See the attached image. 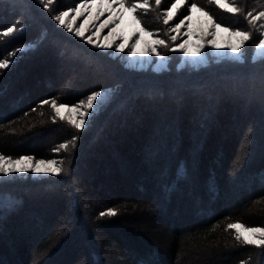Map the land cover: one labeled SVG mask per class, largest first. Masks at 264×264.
<instances>
[{"label":"trees","instance_id":"1","mask_svg":"<svg viewBox=\"0 0 264 264\" xmlns=\"http://www.w3.org/2000/svg\"><path fill=\"white\" fill-rule=\"evenodd\" d=\"M82 2L54 0L52 12L37 0H0V33L17 23L21 29L0 34V58L12 61L0 68V154L42 159L58 152L62 169L0 178V264H264V246L237 241L228 228L264 226V57L254 59L248 45L242 60L161 72L130 68L53 19ZM154 2L151 13L134 14L165 41L157 50L169 58L178 41L164 31L192 3L225 27L255 34L262 21L253 28L244 17L264 11V0H227L242 10L237 14L209 0H185L165 24L158 12L174 0L160 9ZM29 44L35 48L23 49ZM97 91L106 97L76 133L48 113L53 100L74 104ZM259 117L261 128L253 123ZM168 119L157 155L155 128ZM248 131L247 151L240 142ZM92 141L102 145L93 150ZM62 143L64 152L55 151ZM108 154L117 165L97 158ZM109 164L115 171L107 174Z\"/></svg>","mask_w":264,"mask_h":264},{"label":"rangeland","instance_id":"2","mask_svg":"<svg viewBox=\"0 0 264 264\" xmlns=\"http://www.w3.org/2000/svg\"><path fill=\"white\" fill-rule=\"evenodd\" d=\"M163 1L166 2V0H161V2H163ZM151 2H153V0H148L149 4H151ZM174 2H175V0H174ZM131 5L127 4L125 2L126 7H130ZM182 5L178 6L176 13L173 16V19L176 16V14L178 13V11ZM162 6H163V4H160L159 6H157V9H160V7H162ZM112 7L117 8L118 5L113 4ZM74 8L69 9L71 11L68 10L69 16L66 18V23L72 24L74 29L78 28L80 26V24H82L84 22L85 18L88 17L89 11H91L93 13V15H95V13L98 11V9H95V8H89L88 11H84L82 9L81 11H83V15L77 17L75 19V21L73 22L72 17H74L76 15ZM167 9L168 8L161 10V12H158L159 16L161 15L160 17H162V20H164L165 13H166ZM137 10L138 11H146L148 13H151L153 11V9H151L150 5H149L147 10H145V9H137ZM108 15H109V13L107 11H105L104 15L100 16L98 20L94 19L89 24L85 25V27L87 29V31H85V33H84L85 38H81L79 36H76L74 34V32H69L67 30V28H65L64 26H62L63 31L67 35H69L70 37L78 39L81 42L89 45V47H91L97 51H102L103 53H106L108 56L117 59L118 61L122 62L127 67L141 69V70H149V71H153V72H161L163 70H168L171 68H177L178 69L180 67H188V66L191 67V66L204 65L208 61V59H212L215 61L226 59V58H236L237 59L236 54L231 53L230 50L223 47V45L228 43V42H235L234 38L230 37L227 32H220L216 36V42L221 45V48L216 49V48L211 47L210 41L212 40V36L206 35L204 29L207 28V30L209 32H213V31H215V29L207 26V24H206L207 18L204 17L202 15V13H200V12L191 13V15L193 16L192 31L195 33V35H192L191 37H189L188 35H185V33L188 32V28L186 26L188 23L187 21H185V25L182 26L178 32H175L174 36L177 37L176 40L178 41V43H176L175 46H173V48H171V49L169 48V50H170L169 52L175 51V55H173L171 58H169L167 54H166V56L161 55L159 53V51L157 50V44L155 45V47H156V52L159 53V55H156L155 53L151 52V47L153 46V42L156 40H159L153 34L151 36L144 34L142 39H141V43L139 45H137L136 54L133 55L131 53L132 45L141 36V34L138 32V29L142 27L140 22H139V24H137L133 20V15H135V14L131 13V12H125L124 13L123 23L117 29V31L115 33H113L112 35H109V32H110L111 28L114 27L113 24H109L107 27H103L102 30L97 35H93V32H95L96 28L99 27L103 23V21L107 19ZM261 21H262V23H264V18H262ZM116 23L119 24L120 21H116ZM177 23H179V22H177ZM177 23H175V24H177ZM175 24H174V26H175ZM172 28L167 26V31H164V32L167 35H169V33L171 34ZM134 32L136 33V35H133ZM145 32L151 33L147 30H145ZM87 37H91L93 43L89 44L87 42ZM105 38H107V39H105ZM125 38H128L127 45L124 47L123 51H118L117 50L118 46L121 45L122 43H124ZM184 41H188V49H189L188 54H185L183 51L179 50L177 47L179 44L183 43ZM104 43H111L112 46L109 48H103V47H96L95 46L96 44H104ZM197 44H199L201 46L200 47V54L194 55L193 53L196 51V45ZM29 47L35 48L33 45L29 44L28 46H25L23 49H27ZM64 47H65L64 48L65 50L73 51V49L69 46L65 45ZM173 49H176V50H173ZM255 51L258 52L259 50H255ZM141 52H146L147 54L141 55L140 54ZM176 52H178L179 54ZM253 55H254V51L252 53V57H253ZM175 57H177V58H175ZM243 57L244 56L241 55V57L239 59L242 60ZM259 58H262V57L257 56L255 59H259ZM177 60H179V61H177ZM102 93H103V95L100 98H98V101L96 102V107L94 109H87L86 107H84L81 104V102L83 101L84 105H86L87 99H84V100L78 101L74 104H64V105H66V107L61 109L60 114L57 115L56 111L52 107V102H49L47 105H48L49 109H51V110H49L48 113L51 114L52 116L54 115V116L58 117L61 122L70 123V120H73V119L79 120L80 119L79 112L88 111V112H90V115L84 118L86 120V119H88V117H90L94 113L95 110H98L99 103L101 101H103L104 98L106 97V93H104V92H102ZM56 104H57V106H59L63 103H57L56 102ZM73 108L78 109V111H72L71 109H73ZM60 116H63L64 119H61ZM261 116H263V115H261ZM261 118L262 117H259L258 122H256V123L253 121L255 127L259 126L258 128H261V126H262ZM169 121L171 122V120L168 119L167 121L161 122L159 125L156 126V128L154 127L157 130V131L156 130L155 131H156L158 138H159V141H160V143L155 148L156 149L155 154H157V155L161 154L163 152V150L165 149L166 144L163 143V141L165 140V139H163V137L165 138L167 136L166 127L170 123ZM81 129H83V128H81ZM78 131H79V129L74 126V130L71 129L70 132H71V134H73V133H76ZM169 131H170V128H169ZM248 132H246V134ZM250 133H252V132H249V134ZM107 134H108V137H110L109 133H107ZM249 134L246 137V139H244V140L242 139V141L240 142V145H242L244 147L247 145V151L249 150V146H250L249 145L250 138L253 135V134H250V135ZM104 139L106 141V139H108V138L105 137ZM161 140H163V141H161ZM98 141H95V142L92 141V143H94L93 144L94 146L91 147V149L94 150V147L102 145V143L101 142L98 143ZM62 144H66V143H62ZM163 144H164V146H163ZM61 149H62L61 153H63L65 149L64 148H61ZM60 155L61 154H59L58 152H55L50 158L33 159L32 164L34 165L36 160H45V161L53 160L56 162V164L53 165V167H59L60 168L61 157H58ZM19 157H21V156L11 157V158L13 160H16ZM98 157L103 159L104 162H107V161H109V163L114 162V164L117 165V161H115V158H114L115 155L114 154H108L106 157H103L102 155H98L97 158ZM234 169L232 171H235ZM104 171L108 174V173H112L113 171H115V169L114 168L111 169V165L109 164V166L106 165V167H104ZM50 174H53V173H51V172L34 173V172L29 170V171L24 172V173L13 172V173H10L8 176H5L2 173H0V178H5V177L6 178H10V177L26 178V177H30V176L42 177V176H46V175H50ZM227 181L229 184H230V182L231 183L233 182V181H231V179H227ZM89 191H90V188H89ZM89 191H87V195H85L86 199L90 198L91 204L92 203L96 204L95 198H93L92 194L88 193ZM126 212L131 213L132 211L127 209ZM244 227L245 228H262V229H264V226H244ZM234 230L237 233V230L236 229H234ZM240 231L243 232V229H241ZM243 235H249L250 237L252 236L251 233H247V232H243ZM256 237L261 238L259 233L256 234Z\"/></svg>","mask_w":264,"mask_h":264},{"label":"snow or ice","instance_id":"3","mask_svg":"<svg viewBox=\"0 0 264 264\" xmlns=\"http://www.w3.org/2000/svg\"><path fill=\"white\" fill-rule=\"evenodd\" d=\"M39 5H42L44 9H49L52 12H55V9L52 8V5L54 3V0H37ZM210 3H215L218 7L226 10L227 12L237 14L241 13L242 10L227 2V0H209ZM117 4V8H113L112 5ZM155 4L159 6L161 4V0H155ZM184 4V0H175L174 3H171L170 8L166 10L165 17L163 22L165 24H168L170 20L173 19V16L176 13V10L179 5ZM149 7L148 0H137L136 3H133L130 7L125 6V0H84L83 3L75 5L74 11L76 15L72 17V21L74 22L75 19L81 15H83V11H88L89 8H95L98 9V11L93 15L91 11L88 12V17L85 18L84 22L80 24L78 28H73L72 24L66 23V18L69 16V11H59L58 13L53 15V19L58 22L59 25L64 26L67 28L69 32H74L76 36H79L81 38L84 37L85 31H87L85 25L89 24L91 21L98 20L100 16L104 15V12L107 11L109 13L106 20L103 21V23L96 28V31L93 32V35H97L103 27H107L109 24H113L114 27L111 28L109 35H112L117 31V29L121 26L123 23V15L125 12H131L135 13L137 9H145L147 10ZM193 12H200L204 17L207 18L206 24L208 27L215 29L213 32H209L207 28L204 29L206 35H211L212 40L210 41V45L212 48L219 49L221 48V45L216 42V36L220 32H227L230 37L234 38L235 42H228L223 45L224 48L231 51V53L236 54L237 59H239L242 55V50L246 48V46L250 45L252 49L254 50L253 58L255 59L257 56L264 57V23L259 24L258 33L255 34L252 32H249L247 30H240L239 27H237L235 30H232L230 27H225L221 23H217L215 20H213V17L207 12L204 11L202 8L198 7L196 3H192L190 7L188 8V13L179 21V23L175 24V26L171 29L173 32H178L179 29L185 25V21H187V28L188 32L185 33V35H188L191 37L192 35H195V33L192 31V19L193 16L191 13ZM248 24L252 25L253 28L257 27V22H260L262 18H264V11L258 12L255 15H253L252 12H247L244 17ZM133 20L139 24V20L135 15H133ZM116 21H120V23H116ZM20 26L19 24H13L6 29L2 30V34L4 37L10 36L16 31H19ZM138 32L141 34L140 38H138L135 43L131 47V53L133 55L136 54L137 51V45L141 43V39L144 34H147L149 36L152 35V33H146L145 29L143 27L138 29ZM133 35H136L134 32ZM107 39V38H105ZM171 39L175 41L177 39L176 36H172ZM128 38L124 39V43L118 46V51H123L124 47L127 45ZM87 42L89 44L93 43L91 37H87ZM161 45L166 46L164 40H156L153 42V46L151 47V52L155 53L156 55H159V53L156 52L155 45ZM96 47H103V48H109L111 47V43H104V44H96ZM178 49L183 51L185 54H188V41H184L183 43L179 44ZM200 45H196V51L193 53L194 55L200 54ZM176 50V49H173ZM255 50H259L258 52ZM17 51H20V49H17ZM141 55H146V52H141ZM15 53H9V56H13ZM12 61L8 58H0V68H7L10 66ZM103 95L102 92H93L90 96L87 97V103L84 105V102L82 101L81 104L86 107L87 109H94L96 107V102L98 101V98H100ZM48 101H41V104H47ZM52 107L56 111L57 115L60 114L61 109L65 108L66 105L61 104L57 106L55 100L52 101ZM72 111H78V109L73 108ZM90 112L83 111L79 112L80 119L79 120H70V123H72L76 128L81 129L85 127V117L89 116ZM61 119H64L63 116H60ZM61 148H67L66 144L60 145L55 151H59ZM33 157L31 156H21L16 160H13L9 156H5L3 154H0V173H2L5 176H8L10 173H24L27 171H32L34 173H41V172H51L53 174H59L62 169L59 167H53V165L56 164L53 160H36L35 164H32ZM109 215H115V212L109 210L107 213ZM100 215H105V213H100ZM229 229H236L237 235L236 240L240 241L243 240V243L246 245H256L257 247L264 246V229L262 228H245L242 224H229ZM243 229V232L251 233L252 236L249 235H243V232L240 230ZM259 233L261 238H257L256 234Z\"/></svg>","mask_w":264,"mask_h":264}]
</instances>
